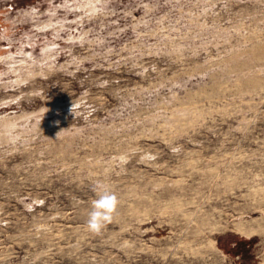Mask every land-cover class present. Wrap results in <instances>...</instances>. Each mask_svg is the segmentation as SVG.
I'll list each match as a JSON object with an SVG mask.
<instances>
[{"label": "rangeland", "instance_id": "374dc122", "mask_svg": "<svg viewBox=\"0 0 264 264\" xmlns=\"http://www.w3.org/2000/svg\"><path fill=\"white\" fill-rule=\"evenodd\" d=\"M0 264H264V0H0Z\"/></svg>", "mask_w": 264, "mask_h": 264}, {"label": "clouds", "instance_id": "9594fccd", "mask_svg": "<svg viewBox=\"0 0 264 264\" xmlns=\"http://www.w3.org/2000/svg\"><path fill=\"white\" fill-rule=\"evenodd\" d=\"M97 187L101 191L98 198L92 201L93 210L89 213L86 224L87 229L94 234H100L106 225L112 222L113 214L119 205V199L114 193L105 189L101 184Z\"/></svg>", "mask_w": 264, "mask_h": 264}, {"label": "trees", "instance_id": "16d2710c", "mask_svg": "<svg viewBox=\"0 0 264 264\" xmlns=\"http://www.w3.org/2000/svg\"><path fill=\"white\" fill-rule=\"evenodd\" d=\"M254 242V239L249 240L240 239L234 242V246L230 249L231 254L238 256L240 259L245 260L248 257L249 250Z\"/></svg>", "mask_w": 264, "mask_h": 264}]
</instances>
